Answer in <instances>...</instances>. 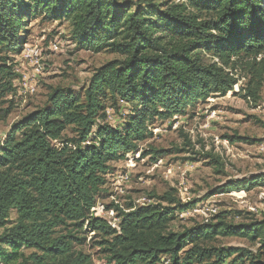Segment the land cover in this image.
I'll list each match as a JSON object with an SVG mask.
<instances>
[{"label":"trees","instance_id":"16d2710c","mask_svg":"<svg viewBox=\"0 0 264 264\" xmlns=\"http://www.w3.org/2000/svg\"><path fill=\"white\" fill-rule=\"evenodd\" d=\"M24 1L0 0V46L6 51L19 49L23 20L41 10L68 21L79 47L119 58L98 68L82 92L54 89L48 104L13 126L0 143L2 264H94L76 248L86 243L85 235L102 264H161L163 257L166 264H264L258 253L214 245L219 238L244 237L264 250V220L234 223L222 212L213 221L174 231L170 220L197 201L182 203L171 193L152 196L156 204L105 206L115 213L119 230L91 216L105 193L109 163L136 150L147 117L184 113L192 102L232 91L236 80L224 69L233 67L232 56L250 60L245 65L256 87L248 93L257 98L256 88L264 84V0ZM205 50L220 66L205 59ZM13 77L0 66V100L13 89ZM107 99L140 107L124 131L98 123ZM8 113L0 106V121ZM67 127L75 136L63 140ZM93 131L98 142H88ZM167 153L149 148L141 156ZM259 186L264 174L226 182L207 197ZM67 228L73 230L60 233Z\"/></svg>","mask_w":264,"mask_h":264},{"label":"rangeland","instance_id":"374dc122","mask_svg":"<svg viewBox=\"0 0 264 264\" xmlns=\"http://www.w3.org/2000/svg\"><path fill=\"white\" fill-rule=\"evenodd\" d=\"M147 1L161 4L172 0ZM23 22L19 31V49L6 51L0 46V66L4 64L14 74L11 79L13 89L0 100L1 108L9 110L0 121V143L13 126L46 106L54 89L82 92L98 68L119 58L108 51L93 52L79 47L70 37L68 21L54 20L41 10ZM202 54L206 60L220 66L212 52L205 50ZM242 57L232 56L233 67L224 68L236 80L232 91L223 96L211 94L192 102L185 107L184 113L166 118L153 113L147 117L143 124L144 139L136 143V150L109 163L111 170L106 175L105 193L96 208L110 204L123 208L129 203L156 204L157 200L152 196L171 193L182 203L197 201L193 207L176 213L170 220L169 228L174 231L194 223L213 221L222 212H228V220L234 223L264 220V186L207 197L211 190L226 182L264 174V84L256 88L257 98L253 99L248 90L252 91L256 86L255 82L252 83L254 79L249 66L245 65L250 60ZM262 57L263 54L257 56V60ZM103 105L105 118H99L98 123L121 131L131 118H135L140 108L122 101L113 104L108 99ZM94 133L88 142H98ZM74 136L71 127L62 133L63 140ZM60 144V141L54 142L57 147ZM149 148L168 153L157 158L141 156ZM96 217L116 224L108 213ZM11 218L14 219L15 215L12 214ZM68 230L73 228L60 233L65 234ZM77 236L83 235L77 233ZM85 236L86 243L76 248L91 255L94 264H102L90 235ZM214 245L243 248L253 254L258 253L264 259V250H259L257 240L219 238ZM167 261L163 257L161 264Z\"/></svg>","mask_w":264,"mask_h":264},{"label":"built area","instance_id":"2783aa9c","mask_svg":"<svg viewBox=\"0 0 264 264\" xmlns=\"http://www.w3.org/2000/svg\"><path fill=\"white\" fill-rule=\"evenodd\" d=\"M97 205H99L98 203L96 204V206ZM143 205V204H142ZM96 206H95V208L94 209H92V211H91V216H100L101 214H103V213H108L110 216H112V219L115 221L114 223H116V224H112V223H110V222H108L107 220V223L108 224H111V225H113V226H116V228H117V230H119V228L117 227V219L116 218H113V212L112 211H106V210H104V206H100V207H97L96 208Z\"/></svg>","mask_w":264,"mask_h":264}]
</instances>
